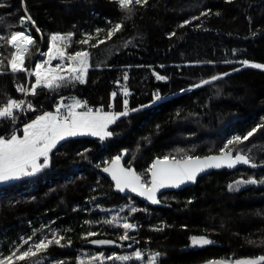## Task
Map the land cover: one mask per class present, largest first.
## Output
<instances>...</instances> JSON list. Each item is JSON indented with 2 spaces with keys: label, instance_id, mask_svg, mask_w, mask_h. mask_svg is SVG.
<instances>
[{
  "label": "trees",
  "instance_id": "obj_1",
  "mask_svg": "<svg viewBox=\"0 0 264 264\" xmlns=\"http://www.w3.org/2000/svg\"><path fill=\"white\" fill-rule=\"evenodd\" d=\"M25 14L31 25L20 24ZM193 16L199 19L179 27ZM121 21L122 30L96 48L76 43L84 33L95 36V29ZM27 27L36 40L26 59L30 69L38 53L47 51L53 33H74L68 51L86 49L91 57L85 83L27 96L34 110L23 112L21 127L73 99L112 113L123 111L127 99L130 109L139 110L110 124L113 136L103 141L91 135L66 138L49 153L47 168L0 184V254H9L20 237L34 231V239L47 232L50 237L56 230L65 237L64 247L52 245L19 264H80L83 256L89 260L83 264H101L92 257L117 255L128 245L141 252V259L125 264H143L147 252L161 254L158 264L264 256V184L229 190L238 180L264 179V127L243 144L231 146L234 155L246 154L258 167L202 176L188 188L160 195L156 206L115 192L101 173L119 155L148 184L154 159L218 154L229 139L264 125V71L241 68L242 61L264 64V0H148L146 5L134 4L131 13L121 11L115 0H0V35ZM106 35L101 32L97 39ZM11 51L0 41V59L10 58ZM5 71L0 75V104L20 100L17 86L27 82L26 74L7 71L6 59ZM223 73L229 74L192 87ZM157 75L167 79L158 80ZM154 94L164 99L153 105ZM9 124L0 120V134ZM133 207L137 211L131 213ZM113 217L112 225L104 223ZM125 219L136 228L129 232L131 239L120 241L124 229L116 225ZM89 231L96 235L85 238ZM192 236L216 243L189 249ZM91 240L114 243L93 246Z\"/></svg>",
  "mask_w": 264,
  "mask_h": 264
},
{
  "label": "snow or ice",
  "instance_id": "obj_2",
  "mask_svg": "<svg viewBox=\"0 0 264 264\" xmlns=\"http://www.w3.org/2000/svg\"><path fill=\"white\" fill-rule=\"evenodd\" d=\"M119 9L125 13L133 11V5H146L148 0H115ZM231 2V0H228ZM208 12H201V16L208 15ZM199 17L193 16L191 20H185L179 27L183 28L191 24L193 20H198ZM31 21V17L27 14L20 18V24ZM34 23V22H33ZM109 23H112L109 21ZM123 28V22H116L108 29H95V36L91 33H84L83 38L76 41L77 44L89 45L92 48L98 47L100 44L110 40L117 32ZM39 31V29H37ZM106 31L107 35L104 39H97L101 32ZM74 33H53L49 37L48 49L41 53L45 59L37 61L34 69H30L26 65V59L29 57L30 49L36 43L33 36L26 31H12L9 35H0V41L12 50L10 58H5L7 63V71L12 74L26 73L29 76L35 77V82L27 87L17 86V91L23 93L25 96H37L40 94V89H47L50 91L67 87L71 84L86 82V76L90 68L91 53L86 49L69 52L68 49L72 47ZM175 35V33H172ZM96 40V43L90 44V41ZM5 59H0V75L7 74L5 71ZM56 60L59 63L52 65ZM228 62V61H226ZM245 66L253 68H262L261 64H249L248 61L241 62ZM239 69H233L238 71ZM229 73H223L219 76H212L210 80L202 81L200 84L192 87L198 88L204 84L216 81L223 78ZM158 80L167 79L164 76L157 75ZM124 79L127 80V73L124 74ZM183 91V90H182ZM128 90L124 88V95L127 96ZM112 98L117 96L113 92ZM164 98L159 94H154L152 104L163 100ZM26 106V107H25ZM124 110L119 113L105 112L101 108L93 110L87 107L86 102L73 99L71 104L60 103L55 107L54 112H44L42 115L36 117L31 123L25 124L23 128V136L12 134L9 138L0 136V182H7L10 180L19 179L25 176H34L49 166V153L52 152L57 145L66 138L80 135H91L98 137L101 141L114 135L109 131V125L114 124L119 118L126 117L129 112H136L139 109H130L128 107V100L123 101ZM111 108L112 105L110 104ZM149 107V105H142L141 108ZM86 108V111H78V109ZM32 102L26 100L8 99L6 104L0 106V120H10L12 123L16 122L17 113L32 111ZM264 125H257L251 131L243 136H235L229 139L225 145L219 150V155H209L206 157L185 156L181 159L175 157L164 156L153 161L147 172L151 179L149 184H145L140 175L129 168L121 167V156H116L112 159L111 165L104 167L103 172L111 175L112 180L115 181L116 189L120 192L129 190L137 193L150 200L152 203H159L156 198V193L160 188L179 187L185 182H195L197 176L210 168H234L238 164L249 165L252 168L258 165L251 161V158L239 151L233 155L231 146L243 144L248 141L258 129ZM82 155V154H81ZM43 158L42 163L40 162ZM248 184H264V179L256 180L249 178L247 180H238L229 185V190H238L241 185ZM136 208H131L130 212H136ZM119 214L117 213V216ZM116 217L107 219L104 223L112 225ZM85 223H89L85 221ZM116 226L124 229V233L119 237L120 241L131 239L129 232L136 228V225L129 223L127 219L123 223ZM96 235V233L89 231L85 238ZM36 232L31 236L20 237V241L10 250L7 255L0 254V264H19V262L27 261L36 257L38 254L46 252L50 246L55 245L64 247L62 241L65 239L63 235H59L56 230L51 231V236H42L34 239ZM91 244L105 245L113 244L111 240H91ZM213 241L206 237H192L191 245L193 247H203L212 244ZM25 245L27 247L25 248ZM71 241H68V246ZM130 247V245H129ZM159 253H156L149 260V264H158ZM141 259V252L137 251L132 256L128 255H113L92 257V260H100L103 264L104 260H116L127 262L131 259ZM79 260V258H78ZM264 256L256 259H246L234 261L233 264H262ZM63 264V262H59ZM83 264V261H80ZM210 264H227V262H210Z\"/></svg>",
  "mask_w": 264,
  "mask_h": 264
},
{
  "label": "water",
  "instance_id": "obj_3",
  "mask_svg": "<svg viewBox=\"0 0 264 264\" xmlns=\"http://www.w3.org/2000/svg\"><path fill=\"white\" fill-rule=\"evenodd\" d=\"M212 155H219V153H218V154H212ZM233 155H234V154H233ZM207 156H209V155H207ZM203 157H206V156H201V158H203ZM156 159H157V158H156ZM156 159H154V160H156ZM154 160H153V161H154ZM152 163H153V162H152ZM110 165H111V162H109L105 167H108V166H110ZM120 165H121V167L127 168V167H125V166L121 163V161H120ZM239 168H252V167H250L249 165L238 164V165H236L234 168H227V167H221V168H210V169H207L206 171L200 173V174L197 176L195 182H191V181H189V182H185L184 184L180 185L179 187L160 188V189L157 191V193H156V198H157V200L159 201V196L162 195V194H164V193H167V192H178V191H180V190H182V189L188 188V187L194 185V184L196 183V181H197L200 177L205 176V175H208V174H211V173H213V172H221V171L233 172L234 170L239 169ZM131 169H133V168H131ZM133 170L136 172L135 169H133ZM101 173H102V174H103V175H104V176H105V177L111 182V184H112L113 189H114L115 192H117V193H119V194H121V195H130V196H132V197H134V198H137L139 201H141V202H143V203H145V204H147V205H149V206H156V205L159 204V203H155V204H154V203H152L150 200H148L147 198H145V197H143V196H140V195H138L137 193L131 192V191H129V190H125L124 192H120V191H118V190L116 189V186H115V181L112 180L111 175L108 174V173H105V172H103V171H101ZM136 174L138 175L137 172H136ZM150 179H151V177H150V175L148 174V182H150ZM148 184H149V183H148ZM250 185H253V184H248V186H250ZM243 186H245V185H243Z\"/></svg>",
  "mask_w": 264,
  "mask_h": 264
},
{
  "label": "rangeland",
  "instance_id": "obj_4",
  "mask_svg": "<svg viewBox=\"0 0 264 264\" xmlns=\"http://www.w3.org/2000/svg\"><path fill=\"white\" fill-rule=\"evenodd\" d=\"M22 31H27V28H25V29L22 30ZM30 33H31V32H30ZM30 33H29V34H30ZM38 56H39V60H38V61H41V60L45 59V57H44L43 55H41V53H38ZM57 63H59V61L54 60V61L52 62V65L55 66V64H57ZM249 64H260V63L249 62ZM261 65H264V64H261ZM34 67H35V65L32 67V69H34ZM241 68H252V69H257V70H262V71H264V69H262V68H253V67H250V66H245V65H243V64H242ZM24 74H26V73H24ZM26 77H27V74H26ZM26 80H27V78H26ZM34 82H35V77L31 76V77L29 78V85L32 84V83H34ZM26 83H27V82H26ZM78 111H85V110L82 108V109H78ZM16 135H18V136H22V135H20V134H16ZM41 161H43V158H41L40 162H41ZM25 177H26V176H25ZM20 178H21V177H20ZM20 178H19V179H20ZM19 179L10 180V181H7V182H0V184L14 182V181H17V180H19ZM47 233H48V232H47ZM47 233L44 234L43 236L47 235ZM192 237H206L207 239L213 241V243H212V244H209V245H213V244L216 243L214 240H212L211 238H209V237H207V236H192ZM192 237L189 238V243H188V246H187V247H188L189 249L201 248V247H193V246L191 245V238H192ZM92 245H93V246H108V245H111V244H105V245H95V244H92ZM206 246H208V245H206ZM203 247H205V246H203ZM124 248H126V251H124V252H122V253H120V254H117V255H128V256H132L133 253H135V251H131V250H130V249H131V245H130V247H129V245H128V246H126V247H124ZM156 253H157V252H147V254H146L147 257H146L145 259L143 258V261H144L143 264H149V260H150V258H151L152 256H154ZM159 254H160V253H159ZM160 256H161V254L159 255V257H160ZM159 257H158V259H159ZM256 258H258V257H256ZM256 258H239V259H232V260H219V261H210V262H221V261H224V262H227V264H233L234 261H238V260H246V259H256ZM132 260H135V258H133V259L127 261V262H121V261L113 260V263H114V264H125V263H128V262L132 261ZM88 261H89V260L86 259V256H85V257L83 256V263H87ZM210 262H207V263H204V264H210ZM262 263H264V262H262Z\"/></svg>",
  "mask_w": 264,
  "mask_h": 264
},
{
  "label": "built area",
  "instance_id": "obj_5",
  "mask_svg": "<svg viewBox=\"0 0 264 264\" xmlns=\"http://www.w3.org/2000/svg\"><path fill=\"white\" fill-rule=\"evenodd\" d=\"M26 15V14H25ZM32 24V22L31 21H29V22H27V23H25L24 25H22V26H28V25H31ZM28 34L30 33V30H29V27H27V31H26ZM30 35H31V33H30ZM32 36V35H31ZM31 76H29V75H27V83H26V85L24 86V87H27V86H29V78H30ZM19 94H20V96H21V99L20 100H26V97L27 96H25L23 93H20V92H18ZM4 104H6V103H1L0 104V106H3ZM57 105H54L53 106V108H52V110L50 111V112H54L55 111V107H56ZM88 107H90V108H92L93 110H95V109H97V108H101L102 109V107H94V106H88ZM87 110V109H86ZM85 110V111H86ZM103 110V109H102ZM104 111V110H103ZM22 114H23V112H20V113H17V119H16V122L15 123H12L10 120V124H9V127L7 128V130L5 131V132H3V133H1L0 134V136H4L5 138H9L13 133L14 134H18L19 133V131L22 129V127L19 125V123H20V118H21V116H22Z\"/></svg>",
  "mask_w": 264,
  "mask_h": 264
},
{
  "label": "crops",
  "instance_id": "obj_6",
  "mask_svg": "<svg viewBox=\"0 0 264 264\" xmlns=\"http://www.w3.org/2000/svg\"><path fill=\"white\" fill-rule=\"evenodd\" d=\"M31 123V122H30ZM23 128H24V126L22 127V129H21V132H20V135H22L23 136ZM41 163H42V161H41ZM22 178V177H21Z\"/></svg>",
  "mask_w": 264,
  "mask_h": 264
}]
</instances>
